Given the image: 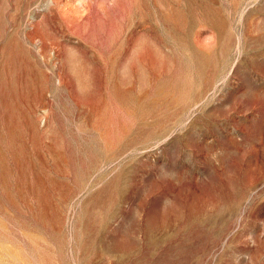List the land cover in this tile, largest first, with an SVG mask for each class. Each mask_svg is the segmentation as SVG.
Segmentation results:
<instances>
[{
	"label": "rangeland",
	"instance_id": "1",
	"mask_svg": "<svg viewBox=\"0 0 264 264\" xmlns=\"http://www.w3.org/2000/svg\"><path fill=\"white\" fill-rule=\"evenodd\" d=\"M0 264H264V0H0Z\"/></svg>",
	"mask_w": 264,
	"mask_h": 264
}]
</instances>
